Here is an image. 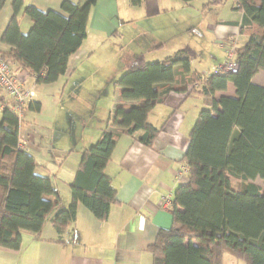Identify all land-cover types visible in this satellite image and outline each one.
<instances>
[{"label":"trees","instance_id":"1","mask_svg":"<svg viewBox=\"0 0 264 264\" xmlns=\"http://www.w3.org/2000/svg\"><path fill=\"white\" fill-rule=\"evenodd\" d=\"M98 0H63L61 11L42 10L24 0H13V14L1 40L8 51L0 55L28 69L36 83H52L68 71V62L86 39L90 11ZM140 6L144 0H131ZM189 4L192 0H180ZM224 0H210L212 6ZM6 0H0V13ZM243 12L238 24L247 34L244 45L234 50L237 68L226 73L202 76L191 73V58L180 53L164 60L147 62L139 57L117 81L124 101H136L126 110L118 107L113 126L152 145L159 133L148 121L150 111L167 100L180 68L192 74V91L203 96L204 107L190 131L188 148L181 161L187 167V182L180 184L172 204L173 224L159 233L150 246L154 264H225V255L246 264H264V85L253 82L264 70V0H234ZM32 20L27 33L19 14ZM233 82L236 95L216 97ZM200 83V87H195ZM0 119V247L20 249L22 232L40 239L50 215L58 232L73 223L78 205L89 208L99 220H107L119 202L112 178L106 173L116 146L117 132L102 129L97 141L82 153L70 182L71 201L62 207L50 176L36 173L35 157L19 146L20 120L8 101ZM39 111L40 102L30 106Z\"/></svg>","mask_w":264,"mask_h":264},{"label":"crops","instance_id":"2","mask_svg":"<svg viewBox=\"0 0 264 264\" xmlns=\"http://www.w3.org/2000/svg\"><path fill=\"white\" fill-rule=\"evenodd\" d=\"M62 1L24 0V6L33 4L42 10L61 11ZM71 1L80 2V0ZM208 1L210 0H192L185 5H197L207 9L203 5ZM256 1L260 3V0ZM12 2L13 0H6L0 13V52L10 49L8 44L2 42L1 37L13 14ZM180 2V0H144L142 5L134 6L131 0H98L90 11L87 24L88 35L84 42L90 34L100 33L102 30L109 35L119 33L122 23L124 25V21H121L123 17L132 22L133 27L138 26V34L135 36L139 37L141 33H145L139 26L141 21L154 15L165 17L166 12L169 13L171 3L184 5ZM233 6L234 0H224L222 4L212 6L217 11L207 10L213 17L217 15V20L214 17V33L221 38L238 42L242 46L246 43L248 36L240 32V25L231 22H240L243 12L235 10ZM132 9L143 14L134 17L136 22L131 21L130 16L127 15ZM19 18L22 31L27 33L32 26L31 18L24 15L23 11L19 14ZM139 18L142 20L140 21ZM156 22L155 19L153 23L156 24ZM84 42L69 59L68 71L64 74L67 76L66 82L70 80L69 77L79 63L86 62V55L93 49L85 46ZM162 44L150 42L147 51L161 47ZM147 51L132 52L130 56H137H133L135 59L131 64L123 63L121 71L133 65L139 57L146 60ZM121 56L118 55L120 61L123 60ZM193 64L191 59V73L199 72ZM191 73L186 74L179 68L171 84L174 89L169 93L167 100L157 104L150 111L149 123L160 130L152 145H147L140 140L143 135L141 130L131 135L114 127L112 121L114 110L111 109L108 116L96 123L87 143H83L78 148L75 146L67 151L58 152L54 160L52 153L50 155L43 153L35 146L36 136L32 132L31 123H20V137L25 140L24 149L37 161L36 173L53 176V171H56L57 174L54 177L56 176L58 182L63 183L64 186H68L73 180L83 151L97 141L102 129L116 130L118 134L116 146L106 167V173L112 178L119 202L111 207L109 217L104 221L96 218L89 208L80 203L76 220L62 232H58L52 225V217L56 213L54 211L52 217L50 216L46 222L40 239L27 231L28 233L22 232L20 249L0 247V264H154L150 246L156 242L161 231L170 229L173 224L172 207H161V198L170 196L173 200L176 188L188 180L187 172L181 176L178 172L185 166L181 159L188 148L190 131L199 113V107L194 106L193 98L203 97L199 95V91L197 93L192 91L194 85L191 82ZM59 78L52 84L57 83ZM253 82L264 85L263 69L254 76ZM34 83H36L34 78L26 81L27 86L32 88ZM39 84L49 85L50 83ZM200 86V83L195 84V87ZM0 95L5 98L4 94ZM222 95H236L233 82H229L226 90L216 92L217 98ZM191 96L194 97L191 98ZM36 101L41 103L38 111L41 112L43 100L39 94L36 96ZM134 104L136 101H124L126 110ZM0 108L3 109L2 103ZM31 111L37 110L30 108L27 114ZM29 117L35 118L34 115ZM60 154L63 158L59 156ZM55 188L60 196L61 206H67L71 201V191H66L63 198L60 195L59 184H56ZM228 256L225 255L224 261Z\"/></svg>","mask_w":264,"mask_h":264},{"label":"rangeland","instance_id":"3","mask_svg":"<svg viewBox=\"0 0 264 264\" xmlns=\"http://www.w3.org/2000/svg\"><path fill=\"white\" fill-rule=\"evenodd\" d=\"M127 15L131 21L136 22L134 17L143 14L132 9ZM214 17L217 20V15ZM214 17L207 9L197 5L171 3L165 17L154 15L144 21L139 18V26L145 32L139 37L135 36L138 34V26L133 27V23L124 17L121 19L124 25L122 23L119 33L109 35L102 30L100 33L90 34L84 45L93 49L86 55V62L79 63L68 82L67 76L62 75L55 84H33L37 95L43 100V109L41 112H26L23 122L31 123L32 132L36 136L35 146L43 153H52L56 160L55 154L58 155V152L87 143L96 123L108 116L111 109L115 111L124 106L117 81L132 65L121 71L123 63L131 64L135 59L134 55L130 56L131 53L146 52L150 42L163 44L147 51L145 56L148 62L184 53L190 56L202 76L213 73L227 61L229 49L235 50L241 46L238 42L221 38L214 33ZM155 19L156 24L153 23ZM118 55H122V61ZM1 93L6 95L0 90ZM199 95L202 96L200 92ZM193 101L194 106L198 105L199 111L204 107L203 97H194ZM1 113L0 108V119ZM29 115H34L35 118L31 119ZM59 156L63 158V155ZM55 174L56 171H53L51 180L59 184L60 195L64 198L65 192L70 191V186L60 184L54 177ZM255 182L264 189L261 178H256ZM52 215L53 213L50 216ZM23 233L28 232L25 230ZM224 263L246 264L231 255Z\"/></svg>","mask_w":264,"mask_h":264},{"label":"built area","instance_id":"4","mask_svg":"<svg viewBox=\"0 0 264 264\" xmlns=\"http://www.w3.org/2000/svg\"><path fill=\"white\" fill-rule=\"evenodd\" d=\"M227 61L220 65L214 72L226 73L237 68V61L235 60L234 49H229ZM35 79V76L26 69L20 68L14 62L3 58L0 55V90L5 92L11 109L18 115L20 123L30 109V106L36 100L37 93L34 88L27 86L28 79ZM19 146L25 148V140L20 137ZM187 172V167H182L178 175H183ZM173 200L170 196H162L160 201L161 207H172Z\"/></svg>","mask_w":264,"mask_h":264}]
</instances>
